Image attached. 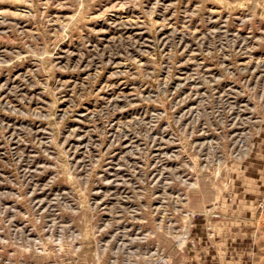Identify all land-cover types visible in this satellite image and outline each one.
Returning a JSON list of instances; mask_svg holds the SVG:
<instances>
[{
  "label": "rangeland",
  "instance_id": "rangeland-1",
  "mask_svg": "<svg viewBox=\"0 0 264 264\" xmlns=\"http://www.w3.org/2000/svg\"><path fill=\"white\" fill-rule=\"evenodd\" d=\"M0 264H264V0H0Z\"/></svg>",
  "mask_w": 264,
  "mask_h": 264
}]
</instances>
